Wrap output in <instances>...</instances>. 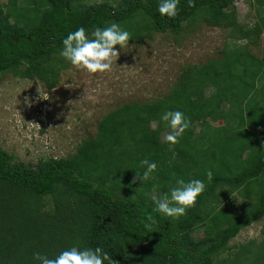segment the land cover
I'll list each match as a JSON object with an SVG mask.
<instances>
[{"label":"trees","instance_id":"obj_1","mask_svg":"<svg viewBox=\"0 0 264 264\" xmlns=\"http://www.w3.org/2000/svg\"><path fill=\"white\" fill-rule=\"evenodd\" d=\"M232 1L193 0L189 6L179 0L178 15L170 19L157 12L159 0H0V73L52 87L64 63L61 39L78 26L90 31L111 22L126 29L130 40H140L148 30L178 34L199 17L256 44L264 0L252 2V25L226 9ZM166 109L190 120L176 144L160 140L168 128L159 119ZM145 158L157 167L140 182L135 177ZM176 177L204 180L206 188L183 216L172 219L153 211L151 189L166 191ZM233 194L242 199L239 209L225 200ZM149 214L156 221L150 230L144 227ZM262 216L264 55L256 57L246 43L225 46L217 59L185 65L167 95L108 112L70 157L25 163L0 147V264H38L34 252L51 257L73 244L99 246L113 264H214L228 240ZM195 228L202 231L198 238L191 235ZM262 233L226 260L264 259Z\"/></svg>","mask_w":264,"mask_h":264},{"label":"rangeland","instance_id":"obj_2","mask_svg":"<svg viewBox=\"0 0 264 264\" xmlns=\"http://www.w3.org/2000/svg\"><path fill=\"white\" fill-rule=\"evenodd\" d=\"M252 2L233 0L226 9L233 10L239 23L252 25L257 17ZM245 43L256 57L263 56L264 27L258 42L250 44L234 39L230 29L198 17L186 22L178 34L148 30L142 39H131L121 49L116 46L118 57L109 72L88 74L63 60L52 87L37 78L0 73V147L25 163H35L39 157H70L83 139L95 135L98 121L108 112L124 103H142L167 95L185 65L217 59L225 46ZM205 92L208 94L209 89ZM149 126L154 128L156 123L150 121ZM168 131L162 130L160 140ZM225 200L231 203L230 209L241 206L242 199L236 194ZM262 229L264 216L241 228L213 259L214 264H230L226 259L238 246L263 238ZM191 235L198 238L202 231L195 228ZM258 261L264 259L255 255L244 264Z\"/></svg>","mask_w":264,"mask_h":264},{"label":"clouds","instance_id":"obj_3","mask_svg":"<svg viewBox=\"0 0 264 264\" xmlns=\"http://www.w3.org/2000/svg\"><path fill=\"white\" fill-rule=\"evenodd\" d=\"M193 0H188L192 6ZM179 0H159L157 12L161 17L175 18L179 9ZM130 33L118 23L111 22L104 26H93L90 31L78 26L74 31H69L60 41L62 47L58 55L77 69H82L88 74L105 73L112 69L114 61L118 57L119 49L128 46ZM27 102V99H26ZM159 119L167 122L170 129L163 139L166 143L176 144L186 129L190 126L187 115L179 110H164ZM139 165L143 172L136 174L140 182L149 179V173L156 169L155 161L141 159ZM205 177L212 179L211 170L206 171ZM204 180L193 178L185 180L176 177L174 183L166 191H159L158 186L153 185L151 191L157 193L152 197L153 211L163 216L177 219L186 213L196 202L197 197L205 191ZM156 223L149 214L144 220V227L151 229ZM32 260L38 264H113L108 251L101 247H81L73 244L60 250L49 257L46 254L34 252Z\"/></svg>","mask_w":264,"mask_h":264}]
</instances>
